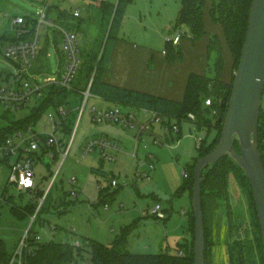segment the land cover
<instances>
[{
	"label": "rangeland",
	"instance_id": "rangeland-1",
	"mask_svg": "<svg viewBox=\"0 0 264 264\" xmlns=\"http://www.w3.org/2000/svg\"><path fill=\"white\" fill-rule=\"evenodd\" d=\"M180 7L181 0H132L127 9L123 32L132 34L139 42L140 39L145 40L150 37L149 41L152 44L158 45L161 49L166 48V37L173 32ZM78 8L81 11V16L68 15ZM89 8L90 0H0V38L4 34L11 35V20L14 16L35 17L43 11H47L58 22L55 23L58 27L54 29L61 36V27L69 28L70 25L69 21H60L61 23H59L61 12H64L62 15H68L69 17L66 16V18L73 22L83 20L82 26L86 29L90 24L86 20ZM206 14H209L208 9ZM96 19V17L91 19L92 27L99 24ZM105 26L103 36L99 41L92 39L93 32L91 31L88 33L87 30H84L86 35H80L82 67L71 83V88H63L59 84H55V88L60 89V92L55 91L53 95L56 102L70 103L73 108L68 120L72 133L63 135L64 150L67 149L73 133L74 140L60 169L63 156L51 159L46 155L42 161L35 165L38 194L26 190L20 193L19 189L11 186L6 192L13 196V201L0 200V239L4 240L6 250L11 258L16 251L23 249L22 264H25V251L30 245L32 234L39 235L41 242L67 241L75 243L78 240L81 245H84L87 239L91 238L104 244H111L124 229L130 226L131 230L127 235V248L139 253H159L168 249L171 252H178V244L185 242L184 238L188 235L187 224L189 212L192 210V198L189 190H183L182 193H178V191L184 183L185 172L190 170L189 165L199 155L196 138L207 137L208 141H211L215 130L206 127L200 129L193 121L185 119L182 121L181 135H175L176 132L170 135L171 132L164 127L162 129L160 123L154 122L152 130L144 131L142 137L139 138L137 137L139 125L150 121L152 115L146 119L136 118L137 125L135 127L121 123L95 122L91 118L90 109L93 104H97L100 109L103 106L96 102V96L91 93L85 110L80 115V108L86 97L82 91L88 86V84L86 85L88 78L86 68L88 62L96 63V56L105 35ZM168 26H171L172 29ZM41 45L44 50L42 53L40 49L39 55L46 59L43 74L56 73L60 75L61 62H65L67 59L63 53L62 39L55 41L52 37L47 40L42 35ZM216 59L217 52H214L211 54L208 73L205 74L211 78H214L218 73ZM0 70L13 73L16 70L13 61L5 57L4 47L0 51ZM51 87L52 85L47 86V90ZM107 100L106 106L114 105L112 100ZM38 103H40L38 97H33L29 105L21 109L7 107L0 103V129L8 127L16 119L28 115L33 110V106ZM204 108L207 107L204 106ZM206 114L214 119L212 109L209 112L206 111ZM45 118L46 115H43L36 124L37 130L42 129ZM28 134V132H24V137ZM102 136L107 139L122 140L121 148L114 147L117 152H113V147H109L112 151L109 153L114 158H105L98 147L84 153V146L89 140ZM155 138H170V142L159 145L155 143ZM15 139L20 141L21 137ZM149 154H152L155 168L150 167ZM2 168L0 169V188H5L7 177L6 171ZM148 174L150 177L147 176ZM113 179H117L119 185L113 186ZM232 179L230 193L234 198L232 202L234 211L239 212L237 218L230 213L232 207L229 199L224 201L220 209L212 216L211 208L217 203L207 195L208 223L212 228L213 220L218 219L219 216L227 217L226 214H228L231 216L228 222L238 223L242 231L251 232L255 218L251 211L252 203L249 192L246 187L243 190L238 182L235 183L234 176ZM49 186V193L45 198L41 212L34 221L32 232L27 234L32 216L28 214L21 217L15 214L12 211V205L26 207L32 203L39 204ZM1 192L0 190V195ZM155 204H160L162 209H168L170 218L161 219L152 216L150 210ZM24 240L25 246H23ZM89 257L87 252L86 259ZM10 264L19 263L10 261Z\"/></svg>",
	"mask_w": 264,
	"mask_h": 264
},
{
	"label": "trees",
	"instance_id": "trees-1",
	"mask_svg": "<svg viewBox=\"0 0 264 264\" xmlns=\"http://www.w3.org/2000/svg\"><path fill=\"white\" fill-rule=\"evenodd\" d=\"M132 0H117L102 2L105 11V37L96 56V63L88 62L86 71L88 78L86 85L91 82V94L99 95L103 98L113 100L125 106H131L157 113L164 118V123L180 125L185 120L193 121L198 128H213L215 135L211 141L203 137L201 145L198 147L199 155L189 165V172H185V180L179 188L178 193L189 190L192 198L194 185V167L197 160L214 149L221 134L226 113L228 110L230 95L233 86L234 72L238 66L242 47L245 41L248 28L249 13L253 0H181V7L176 19V26L186 25L192 37L200 38L206 32L205 12L208 9L213 22L222 27L227 45L229 46L234 58L233 73L231 81L225 82L220 74L223 68L225 57L222 50L221 40L218 35L213 33L209 51L217 52L216 66L218 73L214 78L205 74L192 73L189 77L184 97L180 100L172 99L138 89L123 87L104 79L107 64L110 59L111 51L116 39L121 31L126 11ZM27 22L33 27L37 23V17L26 16ZM74 17H78L75 16ZM81 20L71 22L69 29L78 32ZM15 39L12 35H2L0 38V51L4 44ZM172 43H167L166 49H171ZM91 54V53H90ZM14 63V62H13ZM82 67V66H81ZM14 77L13 72L0 70V81L10 82ZM53 86L48 89L47 96L40 104L35 105L33 110L26 116L16 119L11 125L0 129V135L14 132L17 129L25 128L27 125L39 121L50 107H55L58 102L54 98V93L60 92ZM56 89V90H55ZM211 98L212 103L207 104L206 99ZM206 106L207 110L204 108ZM214 114V119L206 114L210 111ZM194 115V118L190 116ZM67 131H71L69 123L65 125ZM179 134V132H178ZM180 135V134H179ZM259 141L260 150L264 162V96L260 112L259 121ZM239 148L238 141L235 142ZM204 180L202 183L203 210L205 215L206 230V264L210 261V245L212 228L208 223V213L206 196L216 202L212 206L211 214H215L224 201H230V180L234 176L239 185L245 190L247 188L251 203L252 214L255 224L252 231H242L238 223L230 221L229 226L235 235L228 239V259L230 264H264V245L260 232V225L256 214L255 201L252 195L251 185L243 169L229 155L224 156L216 163H213L203 170ZM7 187L4 191H7ZM39 193L38 191L36 192ZM6 201L12 202L13 196H8ZM231 204V202H230ZM219 206V207H218ZM36 203L27 205L25 208L16 204L12 205V211L23 217L26 214L32 215L35 211ZM166 212V211H165ZM231 213V212H230ZM230 217V215H228ZM223 219L219 216L218 222ZM213 222V221H212ZM189 229L192 232L190 242H181L177 246V251L171 252L170 249L159 253H139L127 248L128 238L131 227L124 229L111 244H104L94 239H87L84 245L65 241L41 242L33 236L30 237V245L25 251V264H195L194 255V230L195 217L193 208L189 212ZM211 224V223H210ZM32 232V230H30ZM32 246V247H31ZM90 257L86 259V253ZM11 256L8 254L5 242L0 239V264H10Z\"/></svg>",
	"mask_w": 264,
	"mask_h": 264
},
{
	"label": "built area",
	"instance_id": "built-area-1",
	"mask_svg": "<svg viewBox=\"0 0 264 264\" xmlns=\"http://www.w3.org/2000/svg\"><path fill=\"white\" fill-rule=\"evenodd\" d=\"M73 14L79 16V9H76ZM49 27L56 28L58 26L54 21L48 18L46 11L40 13L34 27L27 22L24 15H16L12 18L11 29L12 36H14L15 39L6 42L3 47L5 57L14 62L16 70L11 83L4 80L0 81L1 104L15 109H21L28 106L33 97L40 98L41 103V101L47 96V86L49 85L56 86L55 84H59L63 88H71V83L75 80L77 73L82 66L80 40L78 33L73 29L61 27L63 51L67 56V61L64 69L60 72L61 74H52L43 79H38L31 73V69L38 58L41 49V32ZM182 35V32H180L174 36H167L166 42L177 44ZM164 52H166V49ZM90 86L91 82L88 84L87 89L82 91L86 97L83 106L80 108V115L83 114L88 97L91 93ZM206 103L211 104V98H207ZM71 111L70 103L65 104L60 102L55 107H50L45 112L44 115H46V118L41 130L35 128L36 124L39 122L37 121L27 125L25 128L0 135V167L5 165L9 168L6 181L7 188L10 185H15L20 193L24 190H30L36 193L38 190L35 182V165L37 162L42 161L46 155L51 159L58 158L62 155L63 158L61 161L62 163L59 166L60 169L70 152L74 140L73 133L67 149L64 150L65 139L63 135L69 133V131L66 130L65 125L68 124ZM150 112L152 113L151 120L139 125L137 137H142V133L148 131L154 122L163 123L169 132H180L179 125L164 123V118L155 112ZM90 115L92 120L98 123L113 122L121 123L130 127H135V125H137L133 113L123 112L119 108L98 110L95 107H92L90 109ZM190 116L194 118L193 114H190ZM24 132H28L29 134L24 137ZM70 132L72 133V130ZM16 137H21V140L17 141L15 139ZM202 140L203 137L201 136L196 138L197 148L201 145ZM169 142L168 139L164 138L155 139V143L159 145L169 144ZM97 147L102 150V154L105 158H114V156L108 154L107 148H120L116 143L105 137H97L86 143L84 146V153H88ZM148 158L150 160V167L155 168L152 155L149 154ZM147 176L150 177V174ZM112 185H119L118 180L113 179ZM0 189L2 190L4 188ZM49 190L50 186L46 190L41 202L36 205L35 211L31 215L32 222L27 234L33 229L34 221L42 210ZM1 193L3 194L0 195V200H6L9 195L3 191ZM150 214L161 219H164L167 216L165 210L161 208L160 204H155L150 210ZM34 237L36 240L40 241L39 235L36 234ZM75 244L80 245L81 242L77 240ZM23 246H25V240ZM22 251V248L20 251H16L11 258V261H18L19 264H22ZM178 253L182 254L183 251L178 250Z\"/></svg>",
	"mask_w": 264,
	"mask_h": 264
},
{
	"label": "crops",
	"instance_id": "crops-1",
	"mask_svg": "<svg viewBox=\"0 0 264 264\" xmlns=\"http://www.w3.org/2000/svg\"><path fill=\"white\" fill-rule=\"evenodd\" d=\"M104 1H108V0H90L89 15L86 18V20L89 21L90 24L88 23L89 25L86 27V29H84L82 26L84 21L81 20V24L77 32L79 38L81 34L86 35L84 33V30H87L88 33H90V31L93 32L92 39L94 40L99 41L101 36H103L104 25H105V11L103 10L102 2ZM109 1L117 2V0H109ZM73 12L69 13L68 15L72 16ZM46 13L50 20L54 21L55 23H58L55 19H53L49 15L47 11ZM62 14H64V12L63 13L61 12V15L59 16V23H61L60 21L62 22L69 21L70 23L73 22L69 20L68 18H66V16L69 17L68 15H62ZM79 16H81V11H80ZM35 17H38V15H36ZM94 17L97 18L96 21L99 23L98 24L99 26L96 25V27H92L93 24H91V19H93ZM123 25H124V22H123ZM123 25L119 33V36L113 45L110 59H109V62L107 64V68L105 71L104 79L107 82L120 85L123 87L138 89V90L153 93L156 95L180 100L184 97L187 83L192 73H197V74H207L208 73V70L210 68V59H211V52L209 51V44H210V40H211L213 33L217 34L219 39L221 40L222 50H223L224 57H225V62L221 70L220 77L225 82L230 81L232 77V73H233L234 58H233V55L231 53L229 46L226 43L222 27L219 24L213 22L210 14L207 15L205 12L206 32L200 38H197V39L192 37L191 31L186 25L177 27L175 24L173 28V32L170 33V35L168 36H174L180 32H182L183 35L177 44L172 43L170 50L166 48L161 49L158 45L156 46L152 44L151 41H149L150 37L146 38L145 40L140 39V42H139V40H136L137 38H134L132 34L130 35L126 31L123 32L125 28ZM168 27L172 29L171 26H168ZM10 34L12 35V33ZM42 35H44L47 40L51 39L52 37L55 41H59L62 39V36L58 32H56V30L53 27H49L43 30L41 32V38H42ZM80 47H81V44H80ZM165 49H166V52H164ZM41 50L43 53L44 47L42 45H41ZM63 53L64 55H66L64 51ZM45 60L46 59L44 58V56L39 55L34 63L33 68L31 69L32 75H34L38 79H43L44 77L48 76V75L43 74L45 71V66H46ZM66 61L67 59L65 60V62L64 61L61 62L59 72L64 69ZM94 96H96V99H97L96 102L100 106H103V108L100 109L98 108L97 104H93L92 107H95L98 110L119 108L123 112L133 113L135 115V119L136 118L146 119L149 117V115L150 117L152 115L150 111L131 107V106H125L113 100H112L113 101L112 103H114V105L106 106L107 101H108L106 98H103L95 94ZM71 110L73 111L72 105H71ZM107 123H110V122H107ZM158 123L161 124L160 126H162V129L163 127L165 129V126L163 123L161 122H158ZM180 124L181 125H179L180 126L179 134L181 135L183 131L182 122ZM153 126H154V123L152 124V126L150 127L148 131L152 130L151 128H153ZM172 134L173 132H171L170 135ZM179 134L178 132L175 133V135H179ZM102 137H105V136H102ZM172 138H175V136L174 137L172 136ZM110 140H112L114 143H116L121 148L120 144L122 140L120 141H118L117 139L116 140L110 139ZM110 148L109 149L107 148L108 153L109 151L110 153L112 151L117 152V150L114 149V147L112 151ZM1 168L6 171L5 175L7 177L8 172H9L8 166L2 165L0 169ZM155 172L157 173L158 170L156 169ZM35 182H36V179H35ZM231 182H233L232 176H231L230 183ZM236 182L237 181H235V183ZM11 186H15V185H10L7 189H9ZM1 191L6 192L4 191V189H2ZM27 191H30V190H27ZM233 199H234L233 196H231L230 202H231L232 208L230 209V212L233 215V217L236 216L237 218V215L239 212L234 211V204L232 203ZM22 208H25V207H22ZM164 210L166 211V214H167L166 219L170 218L171 215L168 209H164ZM226 215L227 217L226 216L223 217V219H221L219 222H218V219L213 220L212 222L213 234L211 236V245H210L211 264H230L229 259H228V241H229L228 239H231V236L235 235L234 233L235 231H232L230 229V226H229L230 221L228 222L229 216L228 214ZM189 224L190 223L188 221V224H187L188 225L187 227L188 235L186 238H184V240L187 242H190L192 240V236H191L192 232L189 229L190 227Z\"/></svg>",
	"mask_w": 264,
	"mask_h": 264
},
{
	"label": "water",
	"instance_id": "water-1",
	"mask_svg": "<svg viewBox=\"0 0 264 264\" xmlns=\"http://www.w3.org/2000/svg\"><path fill=\"white\" fill-rule=\"evenodd\" d=\"M264 96V0H253L228 110L219 139L194 167L192 208L195 217V264H206V230L202 183L205 167L229 155L249 180L264 245V162L259 121ZM238 141L239 148L235 142Z\"/></svg>",
	"mask_w": 264,
	"mask_h": 264
}]
</instances>
